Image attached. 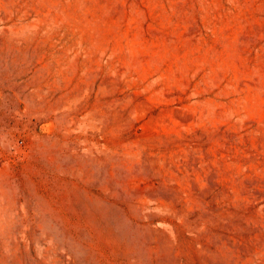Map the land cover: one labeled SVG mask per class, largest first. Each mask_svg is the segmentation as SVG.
Masks as SVG:
<instances>
[{
	"label": "rangeland",
	"instance_id": "rangeland-1",
	"mask_svg": "<svg viewBox=\"0 0 264 264\" xmlns=\"http://www.w3.org/2000/svg\"><path fill=\"white\" fill-rule=\"evenodd\" d=\"M0 264H264V0H0Z\"/></svg>",
	"mask_w": 264,
	"mask_h": 264
}]
</instances>
